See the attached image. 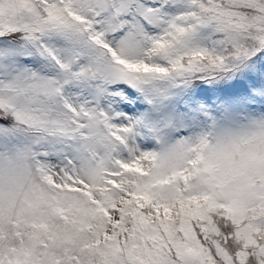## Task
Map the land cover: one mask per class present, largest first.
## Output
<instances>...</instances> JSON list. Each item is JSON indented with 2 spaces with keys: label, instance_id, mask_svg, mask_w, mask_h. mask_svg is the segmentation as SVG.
<instances>
[{
  "label": "snow or ice",
  "instance_id": "1",
  "mask_svg": "<svg viewBox=\"0 0 264 264\" xmlns=\"http://www.w3.org/2000/svg\"><path fill=\"white\" fill-rule=\"evenodd\" d=\"M0 264H264V0H0Z\"/></svg>",
  "mask_w": 264,
  "mask_h": 264
}]
</instances>
